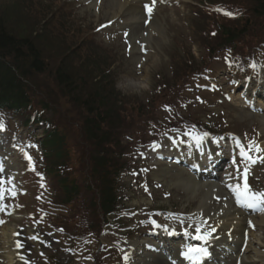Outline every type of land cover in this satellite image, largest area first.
<instances>
[{
    "label": "rangeland",
    "instance_id": "1",
    "mask_svg": "<svg viewBox=\"0 0 264 264\" xmlns=\"http://www.w3.org/2000/svg\"><path fill=\"white\" fill-rule=\"evenodd\" d=\"M71 1L0 0V18L4 20L6 28L11 30L14 37L30 40L45 64L40 75L28 77L26 81L33 96L31 111L41 114L40 109L45 106L43 119L52 123L63 137V142L59 146V158L64 166L60 170H57V166H51L50 169L56 170V174H49V182L57 202L62 200L59 180L66 181L68 185L66 193H69V188L75 183L79 188V194L74 201L70 202V204L73 203V207L74 203L76 205L74 213L75 211L81 213L85 211L84 208H96V215L90 221L92 225H96L97 216H99L97 193L99 194L100 182L109 174L108 180L114 184L116 191L119 188L118 193H127L128 196H132L125 202L127 209L135 208L142 203L156 210H177L184 207L174 195V192H179V188L167 180L162 182L165 184L163 191L168 194L164 195L160 191L153 192V197L146 199L140 191L128 189L129 178L126 174L114 179L117 167L121 164V158L110 157L107 152L101 153L97 150L95 143L89 141L84 134L83 121L86 118V110L89 108L117 111L120 120L112 116V119L107 122L111 130L108 140L113 145L117 142L126 145L128 142L125 134L135 128L129 126L130 124L121 125L120 122L123 119L128 121L135 112L137 114L138 108L146 107L142 102L148 98V95L143 91L149 88L151 81L156 82L157 76L161 79L162 76L167 78L165 81L171 80V70L183 69L184 63L189 65L187 71L209 63V60H199L200 56L206 54L201 55L202 46L204 50L214 48L222 41L219 36L212 37L204 29L203 23L207 24L211 30L212 19L205 18L200 11V15L193 12L196 9L192 11L191 8L186 7L182 10L185 4L183 0H179L181 9L173 7L158 13L156 20L163 28L160 30V42L150 54L147 52V54H141V57L139 45L136 44V49L131 51L127 44L122 43L120 37L104 35L105 32L114 31L112 26L116 25L115 22L109 29L102 32L103 24L113 19L112 15L115 12L110 10L111 5L108 6V4L114 0H107L97 10ZM242 3L244 5L248 3L250 9L255 7L250 0H242ZM257 13L259 16L251 15L249 25L238 35L235 49L249 46L258 36L264 37V14L259 11ZM202 29L206 33H203ZM239 31L241 30L238 29ZM135 34L138 35V33ZM217 34L220 35L219 32ZM138 59L145 61L141 65L142 70L136 68ZM58 74L60 79L56 76ZM62 76L68 77V85L61 83ZM208 99L213 103L210 108L214 113L215 122L227 121L230 124L228 129L231 131L241 135L249 133L251 138L262 137L261 140L264 141V136L259 134V120L246 116L247 110L245 112L241 108L220 105L218 96L214 94L209 95ZM204 109L203 107L192 108V117H200ZM142 112L144 111L141 109ZM119 130L121 131L117 134ZM55 154L56 152L50 154L47 162H52ZM101 157L102 159L98 161L97 159ZM103 159L107 161L104 166L101 165ZM38 162L40 164V160L36 158V164ZM47 162L44 161V167ZM94 168L98 170L96 174L92 170ZM156 175L157 173L152 174V176ZM162 178L166 179L167 176ZM191 202L196 203V201ZM68 215L71 216V214ZM76 218L80 220L79 217ZM72 227L73 223L69 222L68 231L71 234L76 232L72 230ZM50 236L46 244L47 254L64 261L66 254H61L60 247H56L54 243L50 244L51 233ZM100 241L105 242L101 239ZM79 242L86 243L83 240ZM65 244L66 250L69 251L71 241L66 240ZM80 249L85 251L86 259L92 263L102 261V258L98 256L93 258L90 248L86 245L82 248L77 247V250ZM106 257L109 258V253Z\"/></svg>",
    "mask_w": 264,
    "mask_h": 264
},
{
    "label": "bare ground",
    "instance_id": "2",
    "mask_svg": "<svg viewBox=\"0 0 264 264\" xmlns=\"http://www.w3.org/2000/svg\"><path fill=\"white\" fill-rule=\"evenodd\" d=\"M137 1V0H132V2ZM116 3L117 0L110 1L108 6L111 5V9L113 12L116 13V15L119 14V12L116 11ZM95 5V3H94ZM128 4L125 3L124 7L125 8ZM131 12L137 13V9L135 6L130 7ZM115 13L113 15H115ZM150 28H155V23L150 27ZM149 29V28H148ZM153 31V30H152ZM155 32L157 35L156 38H151L153 37L151 33L148 35V42L151 43V48L154 49L158 43H159V33L156 31ZM261 127H262V132L264 133V117L261 118ZM263 148H264V142ZM177 186L182 187L185 189L187 194L190 192L191 195H193L194 199H199V205L201 209H208V212H213L215 209L212 207H215L214 204H211V200L208 199V192H205L202 188L201 185H193L192 183L189 184L187 181H180ZM219 196L218 194H216ZM199 198H198V197ZM197 197V198H196ZM224 207L226 209L223 210V215L221 218L216 219L217 224H221L223 227V233L226 231H229L230 229L233 230L232 238L234 239L236 243V256L239 253V248L242 243L243 239V231L247 229L246 223L241 220L240 218L236 219V215L231 213V208L227 203L224 204ZM219 208V206L217 207ZM240 217V216H239ZM258 224H255V227L253 230L249 232L250 238L248 243H246V249L245 252L240 255L241 257L239 258L242 261V264H262L264 261V253H261V249L264 248V217H260ZM258 229V230H257ZM255 230V232H253ZM12 230H10L11 232ZM3 245V244H2ZM262 246V247H261ZM226 258L224 260V264H234L235 258L231 259L230 261L227 260ZM142 262V260L140 261ZM12 261L10 260L7 264H11Z\"/></svg>",
    "mask_w": 264,
    "mask_h": 264
},
{
    "label": "trees",
    "instance_id": "3",
    "mask_svg": "<svg viewBox=\"0 0 264 264\" xmlns=\"http://www.w3.org/2000/svg\"><path fill=\"white\" fill-rule=\"evenodd\" d=\"M260 1L263 2V0H259V2ZM0 56L3 58H9L12 65L15 66V70L23 76L27 74L26 71L33 70L34 72H42L43 70L40 55L35 49L34 45H32L31 41L27 38L14 37L11 30L6 28L5 22L2 18H0ZM63 77L65 76H62V79ZM65 79L64 82L69 81L68 77H65ZM10 91L18 97L19 104L25 103L26 95L23 90L17 88V85L13 86L12 84V87L10 86L9 88V92ZM105 109L106 108L88 109L87 114L89 117L86 118L88 125L87 130L91 136L97 137V135L101 134V132H99L97 126H95V124L90 121V116L101 119L100 121L104 122V116L106 115L104 114L106 113L104 111ZM105 117L107 118V115ZM105 141L106 140L103 138V136L99 137L98 143L95 145V147H102ZM105 203L107 206L111 204V196L105 197ZM104 208L105 207H103V209Z\"/></svg>",
    "mask_w": 264,
    "mask_h": 264
},
{
    "label": "snow or ice",
    "instance_id": "4",
    "mask_svg": "<svg viewBox=\"0 0 264 264\" xmlns=\"http://www.w3.org/2000/svg\"><path fill=\"white\" fill-rule=\"evenodd\" d=\"M155 3L156 0H151L150 4H145L144 5V11L146 16H148L149 18L152 15V12L154 10L155 7ZM228 15H231V13H226ZM104 27V26H102ZM4 127L3 123L0 122V129H2ZM205 136H207L208 134L205 133ZM250 193V189L247 186V182H246V173H245V185H244V191H240L239 189H237L236 192V203L238 205H240L241 207H245V208H251L253 210V212H264V193L260 194L259 197H257L255 194H249ZM217 200L220 199V197H216ZM10 215V213H7ZM0 223H3L2 220H0ZM248 227H252L254 228L255 225L253 224V222L251 220L248 221ZM197 232H200L201 230L199 228L196 229ZM31 239H35L36 237H30ZM198 239L202 238L201 236L197 237ZM17 248L21 247V244L19 241H17L16 244ZM201 251H203V249H201Z\"/></svg>",
    "mask_w": 264,
    "mask_h": 264
}]
</instances>
